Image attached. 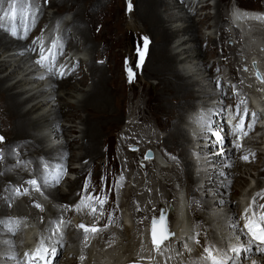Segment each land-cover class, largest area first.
I'll return each mask as SVG.
<instances>
[{"label": "bare ground", "instance_id": "obj_1", "mask_svg": "<svg viewBox=\"0 0 264 264\" xmlns=\"http://www.w3.org/2000/svg\"><path fill=\"white\" fill-rule=\"evenodd\" d=\"M66 1H68V3H73L69 6H75L77 3H79V0ZM66 1H62V3L64 5L67 4ZM80 1L82 2V0ZM105 1L106 0H97L95 2L96 4L93 9L96 8L97 5L98 8L95 9L94 14H96L100 8L104 7ZM138 1L139 3L137 2L135 12L138 11L139 18L140 20H142L140 21L143 27L142 29H144L147 38L150 40L149 43H144L143 46L140 48L142 53L148 51L146 53V57L144 58V60L146 61L144 68H147V66L151 64V68H155V70H158L157 72H155V74H161L164 76V80H166L172 86V89L175 91L176 97L174 98V100L180 103V107L182 109L191 108L192 110L196 108L198 106V100L201 98V96H211V100L215 99V94H217L218 91H216L217 89L215 87L212 88V82L214 83V80H216L215 76H217L218 73L223 70L220 68H228L232 82H235V84L239 88H241L240 83L244 78L238 76L241 71L240 65L237 64V62H239L240 57L242 56L239 55L238 52V50H240L239 47L241 46V43H239V45L235 44V48L226 45V42L230 39V35L233 38V36L237 34V31H227L225 29V17L223 15L224 12H222L221 10V4L224 0H217V4L215 5L214 9L210 8V12L206 13L205 15H203V13H200L201 10H199L198 7L195 8L196 11L194 13L190 11L191 5L195 6V3L191 2V0ZM55 4L58 5L57 0L52 1L50 8ZM92 5L93 4H91L89 9H92ZM78 6L80 5H77V10L74 13L73 20L71 22H67L66 28L69 31V34L73 30V34L69 35V40L71 41L70 46L81 48L80 51H88L87 58H84V62L80 61L78 67L81 68L84 64H87L89 66V73L86 74L84 77H88L90 79V77L93 76L94 81L91 84H88V79H86L84 85L81 83V81H77L75 84L71 85L72 80L74 79V72L72 73V70H68L70 66L67 67L66 72L63 76L64 81L56 80L54 74L50 75L51 80H56L55 84H50L49 82L41 81L40 79H36V77L32 78L35 72L34 70H32V66L30 65V62L33 61V59L30 61L29 58H36V46L32 41H30V38H28L27 40H23L26 39L23 37L20 38V40L15 41L14 39L16 35H12V31H15L17 35L19 33L25 34V21H29L30 18L25 19L26 14H24L20 18L15 17L13 21L11 18L9 22H7V25L5 27L0 28V100L3 102V104L1 105H3L4 107V110L2 111V113H0V117H5L7 122H10L11 120L13 121L12 125L9 128L10 132L16 134L15 136H8L9 132H6L3 129L5 132L2 130L3 132H0V137L3 138L2 140L4 141V143L0 145V148L5 145H15L16 147H19V151H14V153L11 155L8 153L2 155L0 153V189L5 186L7 182L11 183V181L13 180L15 181L12 183L15 185L18 184L20 186H25L28 181L32 179H37L38 184H40L42 188H44L45 186H48L50 188V190L46 194L49 199L43 204L45 212H37L35 210V207H31V205L29 204L27 206L29 200H23L19 204L12 207L10 206V203H12V201H8V196L4 193L2 194V190H0V221L2 223H6V228H4L3 226L0 227V233L1 235H7L6 237H10L12 238V240H14L12 247L13 251L16 253V256L22 253L20 249L16 247L19 245V239L17 238L16 233L19 231L21 232L23 229V232H26L24 235V239L28 241L29 238L34 237L35 234L39 233L41 235L42 240H44L46 243L49 242V251L54 250L56 255L60 256V258L58 259L57 257V259L61 264H134V262L140 260L141 258V260L143 261H156L157 257H161L163 260H171L170 253H168V248L172 244L175 245V242H178V250L179 252H181L182 246L180 241L178 240V236L182 237L183 235H186L187 230L189 228L190 218L188 214L182 221V224L180 220V217L183 218L185 212L188 213L189 210V208H187L185 204L182 203L181 206H178V203H175L176 213L171 219V228L175 230V232L179 231L178 235L176 234V238L168 242L164 246V248L160 250L151 248L149 246V252L146 251L147 247L144 239L145 249L142 252V255H139L137 248L141 237L139 239V236L135 233V231L137 229H140V232L144 236V230L146 229L150 217L153 214H148L144 216L145 220L147 219V222L145 223L144 220L145 224L140 226H136L134 220L132 221L130 227L124 224L122 218L120 220H117L114 223L115 225L119 224L120 226H115L117 227V229L113 227L114 233L110 234L111 236L106 238L105 243L103 244V242L101 241L104 237L103 235L111 231V228H109L108 230L107 227H104V216L99 219V212L97 213L95 211L96 209H93V201L85 200L84 202H77L72 199L74 198L75 193H77V191L81 188V186L79 185L80 181L77 182V178L76 180H70V178H65V176H62L59 181L54 182L53 184L46 183L43 179V176H45L48 172L54 171V168L52 167L53 162L59 163V161H57L55 158H49L47 160V163L49 166H51V168H49L47 170V173L40 178V161L42 160L43 156L50 155L60 157L58 155V152H61L63 154H61L63 158L60 157L61 163H64L63 168H68V163L71 161L73 162L78 160V163L82 164V160H86V157H90V159H88L86 166L82 168L81 172H86L88 166L92 168L94 166L95 160L99 157L100 154L99 147L101 146L98 147L100 143H97L99 138H97V136L99 133L98 131H100L99 127L102 126L103 122L92 123L91 118L93 116H97L101 118V120L102 118H108V121L112 123L119 121L118 114H116V118L114 109L112 108L113 101H111L110 91L104 86L105 83L109 84V80L106 79L107 72L102 67L97 65V59L100 58H97L93 61L94 51H90L93 46L89 47V44L91 42L89 40V31H87V28L85 27L86 25L84 23V15L85 17L87 16V18H89L90 16L93 17V12L91 11L89 13L88 9H82ZM24 7L26 8V6ZM79 10H82L83 13H80L82 11ZM212 10H214V12L216 11L214 16L212 15ZM56 14H58V12ZM108 14L109 13L106 14V20H108ZM249 15L254 16V14ZM198 16H201L200 21L196 19V17ZM48 18L49 15L46 16L45 22H47ZM50 21L51 19L48 20V22ZM135 23L136 22H134L133 25L130 27H132L133 30L138 31V24ZM199 24H201L202 26L200 27ZM104 27L106 28V26ZM254 35L259 36L258 32H255ZM200 39L203 40V43L207 42L208 44L214 45V48L209 51V53H211L210 56L212 57V59H206V50H204V47H202L203 45L201 46V44L203 43H201L200 45L198 44ZM215 46L217 47V49H219L220 46L222 50H215ZM243 49V53L245 52L246 54L248 49ZM140 50L138 51L139 53H141ZM99 55L102 56L101 54ZM138 55L139 54H137V56ZM137 56L135 61L138 58ZM252 56H255V53L249 55V57H247V61L243 63L249 65ZM225 57H227L226 60ZM255 57L259 59L261 67L264 68V64L263 62H261L259 56ZM152 58L153 60H151ZM71 59L72 57L66 61L65 65H67L68 62L71 61ZM229 60L231 61L230 63L227 62ZM211 62H213L214 65H212ZM235 62L237 65H235ZM72 65H74V62H72L71 66ZM209 71L211 72L209 73V75H207V72ZM244 73L248 75L252 72L251 70H248ZM134 74H136V72H134ZM224 80L226 81V79ZM254 81L256 82V80ZM226 84L227 82H222L220 86L222 85L226 87ZM149 92L150 94H152V96L155 95L154 92ZM1 94H4V97H1ZM257 95L259 96L260 93H258ZM257 95L255 96L256 99L258 98ZM233 99L234 96L228 92V87H226L225 91L221 90V100H223L225 104L226 102H233V104H235L236 101H233ZM168 106L166 107L165 111L170 113L169 116H172L175 107ZM240 109L241 108H238V111H240ZM72 110H77V112L84 111L87 116H80V122H77V120L74 121V119L72 120L71 117L73 115H77L73 114ZM92 110L97 111L98 114H90ZM210 112V114L215 112H217L218 114H222L219 105L212 106ZM138 114L140 115V113ZM178 114L180 118L179 121H181V128L179 127L180 125H177L176 130H172L173 132L171 134L169 133V136H166L165 139H170L172 142L177 144L181 143V145L182 142L183 144H188L190 143L191 132H195L194 126L200 129L202 128V125L204 124L205 120L208 119H206L203 114H200L193 122V118L191 116L190 120L195 124L193 126V123H190L189 121L185 122L187 117L184 115V112ZM235 118L237 120V116H232L233 123L235 122ZM256 118L257 114L249 112L247 120L250 123ZM131 119L132 118H130V120ZM124 120L122 119V122ZM70 123L75 124L72 125ZM184 123L185 126L186 124L188 125L189 129L184 126ZM253 128H251L249 131L243 128L238 129L237 135L242 136L245 139L246 143H250L251 140L254 141L255 139L250 138V134L253 132ZM68 133H72L71 135H74L73 137L76 138L69 139L67 136L69 135ZM220 133L223 134L222 131H220ZM103 136L104 135L102 134V136L100 137ZM177 146L179 147V145ZM186 149L187 147H182L180 155L181 157L183 156L184 160V172L187 180H194L193 175L188 174V170L190 172V161L188 160V153ZM34 152L38 153V155L34 156ZM238 152L240 151L238 150ZM229 153L230 156H228L226 159L223 156L217 157L218 161L222 159L219 163L217 162L218 166L222 163L226 165L227 162H230L231 166H235L236 169H233L231 166L227 167V169L222 170L220 171V173H218L215 179V183L207 184L209 188L208 191H214L216 197H219L223 202L218 203L220 205L217 207V209H210L211 211L207 213L209 217L203 216V220L206 222L205 224L199 219L198 213L195 214V216L193 217V219H197V222L200 223L202 228L206 226L210 227L212 230L211 233L215 234V236L220 239H227L228 235L230 234L227 229H231L234 226V219L238 216V211L236 210L237 202L235 200L237 199L238 201H241L245 195H250L256 189L252 188L253 182H248L247 180V184H244V180L239 181L243 178V174L247 175L249 173L247 177L252 176V173L248 169H252L253 165L249 163L248 169H246L245 167H242V164L237 161V157H235L234 148L230 149ZM108 157L109 156H107V158ZM258 158L261 159L260 162H262L263 158L261 156H259ZM10 159L15 162L11 164V167H9L10 165L8 166L9 163L7 164V161ZM152 163H156V160L154 159ZM170 170L171 169H169V171ZM160 172H165V170H161ZM167 180L172 182V180L170 179H166V181ZM256 181L257 189L264 187V181ZM62 182L65 186L60 187ZM238 182H240L239 185ZM191 183V181H186V183L182 184L191 185ZM178 184L182 186L180 183ZM247 186L248 188H246ZM66 188L69 189L68 191H70V195L67 194L68 192ZM236 189L241 190L239 198H235L236 194L234 193ZM247 189L250 190L246 192ZM133 193H135V191ZM127 196L130 200L132 195L130 194V192H128ZM192 196L198 197L196 191H194V194H192ZM170 200L172 199L159 202L158 206L160 207L161 203L167 204ZM197 202L203 204L204 201L197 199ZM135 203H137V201ZM208 203L211 204L210 201H208ZM65 204L73 205L72 210L64 206ZM256 206H258V204H256ZM137 208L139 207L137 206ZM125 209L127 212L132 213L131 208L129 209L127 206H125ZM153 209L154 207H150V209H148L147 211H145L144 209V212L150 213L153 211ZM195 210L196 208L192 209V211ZM46 213H50L54 216L55 224H57V220L59 218L63 220L68 219V215L71 213L72 215H74L73 222H84L85 224H92L94 227L101 226V230L100 232L96 233L87 232L88 236L91 237V240H89L90 245L84 248V246L82 245V238L84 236V233L78 232L76 228L72 227V229L69 231L65 232V230H62L59 232L58 229L53 226L51 222L47 226H41L39 220L45 217ZM92 214L98 215L97 218L95 219ZM127 215L126 218H129L130 216L127 217ZM133 217H136L135 213L133 214ZM15 220L17 221L16 223L19 226L13 228L12 223ZM129 221L130 220L128 219V222ZM27 224H29V227H26ZM111 224H113V222H111ZM49 231L53 232V237H51V233ZM120 231L122 234L119 233ZM66 234L70 237V242L67 240ZM115 242L118 243L116 244ZM64 245H66V248L68 249L69 253L65 250L62 251ZM110 245H112V247H110ZM31 246L32 248H37L38 250L40 249V245L32 244ZM2 247L8 248L10 247V244H3ZM7 248H5L3 251L0 250V264H8V261L11 259L10 257H12V252L8 251ZM89 249L93 250L90 251ZM93 251H95L99 256H95L93 254ZM133 254L135 255V257L133 256ZM252 257L258 258L256 264H264V260H261V257H264V255L257 254L254 251L252 253ZM243 258H246L245 254L243 255ZM14 261H17V258H15ZM210 263L208 260L202 261V264ZM243 264H253V262L248 261L244 262Z\"/></svg>", "mask_w": 264, "mask_h": 264}, {"label": "rangeland", "instance_id": "obj_2", "mask_svg": "<svg viewBox=\"0 0 264 264\" xmlns=\"http://www.w3.org/2000/svg\"><path fill=\"white\" fill-rule=\"evenodd\" d=\"M62 1H66V0H57L58 5L55 4L51 7V9L49 10L50 15H54L57 12L61 13V14L68 12L67 10L69 8H70V11L72 10V8H71L72 6H69V5L73 4L72 2L68 3V1H66L68 5L67 4L64 5L62 3ZM96 1L97 0H84V2H83V0H82V2H81L79 0V3H77L73 7H74V11L77 10V5H80V6H78L79 8L88 9L89 13L91 11L93 12L94 16L93 17L90 16L89 17L90 19L87 18V16L85 17V15H84V19H85L84 23L86 25L85 27L87 28V31H89V40L91 42L89 44V47L93 46V48L90 50L92 52L94 51L93 61L97 58H100L97 60L103 59V63L97 64V65L102 67L107 72L106 79L109 80L108 81L109 84L105 83L104 86L106 88H108V90L110 91L111 101H113L112 108L114 109L115 115L118 114L119 121L112 123V122L108 121L109 120L108 118L107 119L102 118V120H101V118H99L97 116H93L91 118L92 123L103 122L102 126L99 127L100 131H98L99 133L97 136V138L99 137L97 143L98 144L100 143L99 145L98 144L97 145H98V147L101 146V147H99V151H100L99 153L100 154H99V157L95 160L94 166L92 168L90 167V169L82 175H83L84 184L85 185L88 184V185H86V187L89 190L90 197L95 204V206H94L95 209H99V207H101V208L103 207L102 209H108L106 221H108V223H110V221L108 219L111 218L113 215V208L119 203V200L123 201V198L128 199L126 201H127L129 206L130 205L132 207L135 206L136 208H137V206L139 208L141 206L144 210L146 208L147 204L151 203L152 201H154L152 204L154 205V207H156L157 202L159 200H163V199L168 200V198L174 197L175 191H173L171 186L165 185L166 182H171V181H169V180L166 181V179H170V180H172V182H176L178 180L176 183H180L182 186H183L182 183H186V181H189V182L191 181L193 183V180H187L185 172L182 173L183 169L181 170V167H180L181 171H177L176 169H171L170 171L168 170L165 172H160L161 170H157V169L142 172L144 169L139 168V171L136 170V171H134V174H133V168L137 167L138 155L134 156L135 154L129 153L126 150V148H124L123 153H120L121 151L120 150L118 151V149H114L115 143L118 141V138L121 136V133L125 130L126 131V133H125L126 139L129 140V142L140 141L142 143H151V142L156 141L155 144L157 146H160V145H162V143H164L163 147H166V149L168 148L167 150L169 152L174 150L175 153H172L173 158L176 157L175 154L180 153V155H181L182 147L186 148L187 143L183 144V142H182V145H181V143H179V144L174 143L170 139L166 140L164 138V140H161V141H158V137L156 138L155 141L152 139H154L155 133H157L158 129H161L163 131V134H165L166 136H169V133L171 134L173 131L176 130L177 125H180L179 127L181 128V121H179L180 118H179L178 113L184 112V115L186 116L189 113V111L191 110V108L182 109L180 107L181 106L180 103L174 100V98L176 96H175V91L172 89V86L166 80H164L165 78L163 75L155 74V72H157L158 70H155V68H151V64L150 65L148 64L149 66H147V68H144L145 64H146V61L144 60V58L146 57V53L148 51L145 53H142V51L140 50L141 53L138 52L137 54H139V55L137 56V54H136L134 56V62L136 64L133 63L132 67L135 68V66L138 65V71L136 74L131 73L132 78H131V80L129 79V75H128L129 74V66L133 62V54L136 52V49L134 47V41L136 39L140 38L141 34L145 33L144 29H142L143 27H142L141 22H140L142 20H140V18H139L138 11L134 12V13L133 12L129 13L127 11L128 0L105 1L104 7L100 8L99 11L96 14H94L95 9L98 8V5H97L96 8L93 9V7L96 4L95 3ZM135 1H136L135 2L136 7H137V2L139 3V1L138 0H135ZM238 1L244 5H247V6L264 8V0H238ZM230 2H231V0H224L221 4L222 5L221 10H222V12H224L223 15L225 18H226L225 8L229 5ZM91 4H93L91 7L92 9H89ZM58 6H63V8L60 9ZM138 8H139V5H138ZM79 11H82V10H79ZM213 12H214V10H212V13ZM80 13H83V11ZM107 13H109L108 14V20H106V14ZM81 15H83V14H81ZM137 19H138V22H137ZM196 19L198 21H200L201 17L198 16V17H196ZM40 21H42V20H40ZM108 21H109V23H108ZM134 22H136L135 24H138V27H139L138 31H135V30H133L132 27H130L133 25ZM104 26H106V28ZM199 26L201 27L202 25L199 24ZM225 29H226V25H225ZM21 33H22V31H21ZM70 34L71 35L73 34V30L70 32ZM256 37L259 38L260 35L256 36ZM24 38H26V39H23V40H27L29 38V36H26V34H24ZM70 43H71V41L69 40V45H70ZM201 43H203L202 39H200L198 44L200 45ZM204 44H205V42L203 44H201V46ZM226 45H228V42L226 43ZM234 45H228V46L235 48ZM213 46L214 45L209 44V47H208L209 49L205 51V55H206L207 60L212 59V57L210 56L211 53H209V51L211 49H213L212 48ZM129 47H130V49H129ZM147 47H149V46H147ZM202 47H204V46H202ZM220 49L222 50V48L220 46H219V49H217V47L215 46V50L220 51ZM245 49L246 50L248 49V51H249V52L247 51L246 54H245V52L243 53V51H244L243 48L238 50L239 55H242L239 59V62H240L241 58L243 57V55H246V57H249V55L256 53L254 50V47H252V44H251V48H245ZM87 53H88V51H87ZM99 54H101L102 56H100ZM136 56L138 58L135 61ZM204 58H205V56H204ZM259 58H260L261 62L264 61V58H261V57H259ZM151 60H153V58ZM246 61H247V59H246ZM211 64L214 65L213 62H211ZM238 65H239V63H238ZM124 68H126V69H124ZM220 69H223V68H220ZM210 72L211 71L207 72V75H209ZM75 76L76 77H74V79L72 80L71 85L75 84L77 81H81V83L84 85L86 79L89 80V81L87 80L88 84H91L94 81L93 76H91L90 79L88 77H84V79H83V77H81L80 73L76 74ZM223 77H224V74H223ZM216 81L217 80H214V83L212 82V88L215 87L217 89L216 91H221V90L225 91L227 85H226V87L222 86V85L220 86V84L222 83L223 80H221L219 83H216ZM229 83H232V80ZM249 88H251V87H249ZM149 91L154 92V94H155V95H153L154 97L152 96V94H150ZM194 96H196V95H194ZM1 97H4V94H1ZM148 100H149V102H148ZM148 103L149 104L152 103V104L149 105ZM1 104H3V102L0 100V113H2V111L4 110V107ZM218 105L220 106L221 110H222V106H223V108L225 107L224 105H221V104H218ZM167 106L168 107H171V106L175 107L173 110L172 116H169L170 113L165 111ZM140 109H141V111H140ZM72 111H73V114L77 115V116L73 115L71 117L72 120L74 119V121L77 120V122L78 121L80 122V120H79L80 116L81 117L87 116V114H85L84 111L83 112L82 111L77 112V110L76 111L72 110ZM138 113H140V115ZM4 114H6V113H4ZM90 114L97 115L98 112L92 110L90 112ZM222 115H224V114L222 113ZM116 118H117V115H116ZM130 118H132V119L130 120ZM0 119H1L0 120V123H1L0 124V132H3L5 130L6 132H9L8 136H15L16 134H13V132H10V128H9L12 125L13 121L11 120L10 121L11 124H10V122H7L5 117H0ZM122 119L123 120L125 119V120L122 122ZM136 120H138V121H136ZM127 121H128V123H127ZM133 121H136V122H133ZM131 122H133V123H131ZM248 122L249 121L246 119V124H245L246 126L250 125V124H247ZM70 124L73 125L75 123H70ZM70 124H68V125H70ZM132 127H133V129H132ZM142 128H143V130H142ZM142 131H144V132H142ZM68 134L69 135H67V136L69 139L76 138V137H73L74 135H71L72 133H68ZM102 134L104 136L100 137V136H102ZM159 136L162 137V135H160V133H159ZM78 138H80V137H78ZM165 141L167 144L165 143ZM106 142H108V143H106ZM2 143H3V141L0 140V145ZM170 144H172V145H170ZM165 145H167V146H165ZM177 145H179V147ZM13 146H15V145L2 146L0 148V153L2 155L6 154V153H8L10 155L13 154L14 151L16 149H18V147H16V146L13 147ZM108 147H109L111 153L107 152ZM159 149L161 150V148H159ZM117 152H119L120 154L115 155V153H117ZM243 153H244V151H243ZM61 154H62L61 152H58V155L61 158H63V156H62L63 154L62 155ZM102 154H103V156H102ZM107 156H109V157L107 158ZM83 157H85V156H83ZM85 159H90V157H86ZM11 161H12L11 159L7 161V164L9 163L8 166L9 165L12 166L11 164L15 163L14 161H12V162ZM83 161L84 160H82V162ZM122 161L124 163H126L129 166V168H130V164L132 165V168H130V170L132 172L130 170H127V171L125 170V175L126 174H133L135 176V178L137 177V179L140 182L138 187H140V184L142 181H144L148 185V186L143 185L141 187L140 191L136 190V192L137 191L139 192L138 193L139 197L137 196V200L132 199V201H131V200H129V198L127 196L128 192H130V194L132 195L131 197L135 198V193H133L135 191V189H128L122 195L121 194L119 195L117 193L118 179L121 177L122 174H124V171L122 168V163H121ZM71 163H73V165L71 164L72 167H75L76 164L79 167L81 166V164L78 163V160L73 161ZM74 163H76V164H74ZM116 166H117V168H116ZM189 167H190L189 168L190 172L188 170V174H191L192 167H191V165ZM242 167H245L246 169H248V166H246L245 164H242ZM256 167L257 166L253 165L252 169H248L252 173V176L247 177L249 173L247 175L243 174L242 175L243 178L240 179L239 181L244 180V182H243L244 184H247L246 183L247 180H248V182L249 181L250 182L256 181V179L254 181L252 180L256 177V175H253V173L256 174L258 171V167L257 168ZM234 168L236 169L235 166H234ZM261 171H263V166L260 169V172ZM78 172L79 171L76 170L77 174H78ZM246 173H247V170H246ZM77 174H75V175H77ZM173 176H174V178H173ZM126 177H127V175H126ZM140 177H145V178L150 177V178L144 179V178H140ZM188 177H190V176H188ZM81 180H82V177L79 178L77 181V182L80 181L79 185L81 184ZM93 180H94V182H93ZM14 181L15 180L11 181V183L7 182L6 185L0 189V190H2V194L5 193L6 191H11V192L15 191L14 193H27V191H29V189H28L29 184L28 183L25 186L24 185L20 186L18 184H16V185L13 184L12 182H14ZM90 181H91V183H90ZM132 182L133 181H131V184L134 187H136V184H133ZM93 183H94V185H93ZM239 184H240V182H238V185ZM186 187H188V188L187 189L183 188V189H185L186 191L188 190V192L192 193V190H193V189H191L192 186L188 185ZM13 188H14V190H13ZM246 188H248V186ZM15 189L16 190L18 189V190L16 191ZM66 190L68 192L67 194L70 195L71 193H70V191H68L69 189L66 188ZM81 191H82V189L80 188V190L78 191V194L76 195V198H81V196H82ZM149 192H152L153 195L149 194ZM117 194H118V196H117ZM140 194H142V195H140ZM148 194L151 196L156 195V197L151 198V199L147 198L146 196ZM234 194H236L235 198H239V196L241 194V190L236 189ZM123 195H125V196H123ZM27 196H28L29 202H31L33 204L38 203V199L34 194L27 193ZM143 197H146V198L144 199ZM76 198L74 197L73 199H76ZM94 199H95V201H94ZM110 200H111V202H110ZM139 200H141V201H139ZM11 201H12V203H11L12 206H15V205L20 203L17 199H13ZM136 201H137V203H135ZM235 201L237 202V199ZM141 202H143V203H141ZM160 202H163V201H160ZM136 204H138V205H136ZM139 208H137V209H139ZM139 210L141 211L140 216H144L142 210L141 209H139ZM155 211H157V209ZM129 213L130 212L126 211L125 217L127 214H128L127 217H129V216L130 217L126 218L127 220H125L126 221V223H124L125 225L126 224L130 225V222L132 224L133 220H131L132 218H131V215H129ZM92 216L95 217V215H93V214H92ZM115 218L117 219V216ZM128 219L130 220L129 222H128ZM146 222H147V219L145 220V223ZM67 223L70 226L71 223L69 221ZM128 227H130V226H128ZM108 230H109V228H108ZM110 234H112V233L109 232V235ZM62 251H64V248L62 249ZM59 258H60V256H58V259Z\"/></svg>", "mask_w": 264, "mask_h": 264}, {"label": "snow or ice", "instance_id": "obj_3", "mask_svg": "<svg viewBox=\"0 0 264 264\" xmlns=\"http://www.w3.org/2000/svg\"><path fill=\"white\" fill-rule=\"evenodd\" d=\"M7 15V14H5ZM13 16H15V11H13ZM12 35H16L15 31H12ZM45 59H51V54H49L48 57H45L43 55V53H41V60L37 61L38 64H40L42 67L45 66L43 61ZM132 78V74L131 71L129 70V79L131 80ZM3 138H0V140H2ZM28 183L36 186L38 184V182L36 180H31ZM37 190H39V188L37 187ZM255 201H253L254 203ZM37 207H40V205H37ZM161 219L163 220V217H161ZM157 222L154 220L153 221V226L155 227V224ZM81 228H83L85 230V232L87 231H92V232H96L98 231L97 228H91L89 229L88 226H85L83 224L80 225ZM245 228L248 230V232L251 234L253 240H259L262 244H264V216H260L259 217V221L256 220H250L246 225ZM166 230V229H165ZM167 235H165L164 237H162V239H166ZM162 242V241H161ZM207 252H209V256L208 259L210 260L211 264H227V260L223 259V258H216L210 250L206 249ZM42 258V257H41Z\"/></svg>", "mask_w": 264, "mask_h": 264}, {"label": "water", "instance_id": "obj_4", "mask_svg": "<svg viewBox=\"0 0 264 264\" xmlns=\"http://www.w3.org/2000/svg\"><path fill=\"white\" fill-rule=\"evenodd\" d=\"M159 230L158 234L155 235V232ZM163 231H164V228L159 225V224H155V227L153 226V233H154V241L156 244H160L164 241V239H162L163 236ZM162 241V242H161Z\"/></svg>", "mask_w": 264, "mask_h": 264}]
</instances>
